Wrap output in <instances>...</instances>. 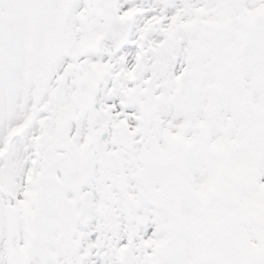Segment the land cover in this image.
<instances>
[{"label": "snow or ice", "instance_id": "6c2138e0", "mask_svg": "<svg viewBox=\"0 0 264 264\" xmlns=\"http://www.w3.org/2000/svg\"><path fill=\"white\" fill-rule=\"evenodd\" d=\"M0 264H264V0H0Z\"/></svg>", "mask_w": 264, "mask_h": 264}]
</instances>
